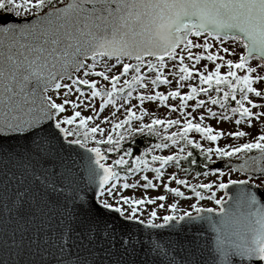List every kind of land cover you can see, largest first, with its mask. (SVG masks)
Wrapping results in <instances>:
<instances>
[{"label": "snow or ice", "instance_id": "1", "mask_svg": "<svg viewBox=\"0 0 264 264\" xmlns=\"http://www.w3.org/2000/svg\"><path fill=\"white\" fill-rule=\"evenodd\" d=\"M260 68L264 0H0V264L264 262Z\"/></svg>", "mask_w": 264, "mask_h": 264}, {"label": "rangeland", "instance_id": "2", "mask_svg": "<svg viewBox=\"0 0 264 264\" xmlns=\"http://www.w3.org/2000/svg\"><path fill=\"white\" fill-rule=\"evenodd\" d=\"M226 46L229 47V48H234V49H235V52H236L237 54L241 53L242 50H243V49H242V45H239V44H232L231 42H226ZM231 58H232V59H235L236 57L233 56V57H231ZM249 63H250L251 65H253V66H256V65L259 64V61L253 59V60H251ZM259 71H260L261 73H264V68H260ZM50 94H51V93H50ZM161 113H163V109H161ZM222 127H230V125H222ZM224 142H225V141H223V140L220 141V143H224ZM231 178H233V179H236V178H241V179H243V178H245V177H244L241 173L237 172V173H233ZM261 180H263V178H256V179H254L253 181H250V183H253V182H254V183H256L257 185H259L260 182H261ZM222 195H224L223 192H220V193L217 194L218 198H219V196H222ZM210 206L215 207L214 205H210Z\"/></svg>", "mask_w": 264, "mask_h": 264}, {"label": "water", "instance_id": "3", "mask_svg": "<svg viewBox=\"0 0 264 264\" xmlns=\"http://www.w3.org/2000/svg\"><path fill=\"white\" fill-rule=\"evenodd\" d=\"M253 175H254V179L263 178V180H264V176H262V175H259V174H253ZM226 191L228 192V195L225 196V205H223V206H227L228 202L232 199L233 195L236 194V187L235 186H230V188L228 190H226ZM252 264H264V262L253 261Z\"/></svg>", "mask_w": 264, "mask_h": 264}]
</instances>
